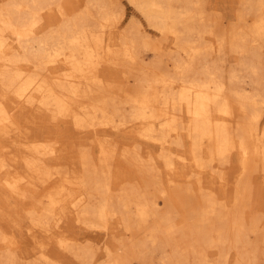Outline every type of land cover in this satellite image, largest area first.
I'll return each instance as SVG.
<instances>
[{"label": "bare ground", "instance_id": "1", "mask_svg": "<svg viewBox=\"0 0 264 264\" xmlns=\"http://www.w3.org/2000/svg\"><path fill=\"white\" fill-rule=\"evenodd\" d=\"M129 1L156 30L175 37L168 55L172 74L168 62L161 63L165 49L156 38L159 43L151 36L118 40L106 31L112 12L103 3L89 2L100 21L89 24L86 11L43 34L42 10L55 0L0 5V209L15 214L11 199L19 203L35 226L28 237L44 249V261L49 245L85 263L93 256L90 245L67 242L61 223L68 212L91 232L108 230L111 220L123 224L131 251L148 241L146 256L169 246L164 256L171 264L184 256L182 249L193 264H214L210 257L221 252L226 260V244L254 249L257 240L250 236L264 229V215L250 218L246 210L255 176L264 186V70L254 63L264 54V0H239L237 24H229L226 40L240 55L236 65L251 74L249 91L231 85L237 68L227 81L206 66L213 44L199 38L208 26L202 27L201 0H175L176 6L173 0ZM207 32L223 50L222 23L214 21ZM140 44L162 59L124 87L118 75L130 79L125 64L132 65ZM197 62L204 65L200 72ZM110 127L122 136L113 137ZM231 158L236 168L229 177L220 167ZM74 190L82 193L78 202ZM176 233L195 239L182 248ZM12 240L0 230V248L8 250ZM105 248L108 263L121 264Z\"/></svg>", "mask_w": 264, "mask_h": 264}, {"label": "rangeland", "instance_id": "2", "mask_svg": "<svg viewBox=\"0 0 264 264\" xmlns=\"http://www.w3.org/2000/svg\"><path fill=\"white\" fill-rule=\"evenodd\" d=\"M6 1L7 0H0V5ZM96 1L97 0H94V1H90V0H59L58 1V0H55L56 3H53L49 9L45 8L42 10L41 22L43 23L42 24L43 27L46 25L45 26L46 28L44 27L43 31L41 33L43 34L44 32H48V30L50 28L56 29L57 25L59 26L62 22H65L67 19L69 20V19H73V17L75 18V16L77 17L78 13H79L78 16H82L86 11L88 13H90V15H88L87 19H89V20L87 22L89 24H93L99 20V15L96 14V8H97L96 4L97 3H99V4L103 3L105 5V7L108 8V9L107 8L106 9L107 10L110 9V11L112 12V17H111V21H110L111 27L109 25V27L105 28L108 33L109 32H111L112 34L114 33L115 37L118 38V40H119V38L124 37L126 35L135 36L138 39H141L143 37L146 38L145 36H147V37L151 36L150 37L151 41H154V43L160 42L163 49H165L163 51L166 53V56H165V53L162 52L163 60L161 62L160 59H162V58L160 56L157 57V55L155 54L154 51H153L154 52L153 53L151 50L147 49V47L145 48V46H142V44H140L138 46L140 48H137V51H136L137 55H135L136 57L133 60V61H135V64L133 61H130V60H129L130 62H128V63H130V65L132 64L131 66H128L127 63L125 64V65H127V71H130V73H127V74H132L129 77L130 79L126 78L123 75H118V79L121 76V80L124 82L123 83L124 87L131 86L135 82L134 81L135 77H141V75H140L141 71L140 70H142L143 67L145 69H147L150 66H153V65L156 66V64L158 63L157 62L158 58H160L159 61L164 65H166V62H168V65H166L167 67H165V70L168 73L172 74L173 68L170 66L171 65L170 64L171 59L168 57V55L171 53L170 48L172 50L175 48L174 45H172V43L175 42V40H174L175 37L173 38L172 34L169 33V34L165 35V34H162L159 30H156V28L154 26H152V24H150V21L148 20V18L145 15H143V13L139 9H137L133 5V3H131L129 0H98L100 2H98V1L96 2ZM194 1L198 2L199 0H194ZM201 1H199V2H201L203 4V7H204V13L202 15L201 20H203L205 18L204 20L206 23L203 25L204 22L201 21V23L203 25L202 27L204 28L205 25L213 27L214 21H220L223 25V28H224V43H223L224 49L222 48L223 50H219L217 48L218 46L216 47L217 43H215L216 42L215 37L212 34L208 35L207 31L209 29H211L212 27L208 28V26H207L208 30L205 27L204 29L206 32H203L200 34L199 38H201V39L204 38L205 40H207V41L202 40V42H204V43L206 42V44H207V42L209 41L208 43L213 44L210 46L208 52H206L209 54V51H210V54H209L210 56L208 54H206L207 55L206 58L208 59V60L205 59L207 61L206 63L208 64V65L206 64V66H210L212 68L216 67V69H215L216 71L219 69L217 71V73L222 75L225 78V80H227V81H228L227 78H228L230 71L237 68V70H234V78H233L234 80L232 79L231 85H233L234 87L245 88V90L248 89V91H249L251 89V85H252L251 80H250L251 74L250 75L247 74V73H249V71L246 68L245 69L247 71L246 70L244 71V69L239 68V66L236 65V63L238 64L237 57H238V59H240L239 58L240 55L237 53H232L233 51L230 52L231 50L229 51L228 46L230 45V43H228L229 40H227L228 39V33H229L228 30H230L229 27L234 24V23L232 24V22H235L234 25L237 24L236 23L237 22V12L241 8V3H240V5H238L239 0H201ZM89 2H95L96 4L93 3L94 4V6H93V5L89 4ZM110 2H111V4H114V6L111 5ZM174 2L177 4V1L173 0V3H172L173 6H176V4ZM55 4H58V7ZM110 5L112 6V8ZM93 7H95V8H93ZM236 10H237V12H236ZM114 13H115V15H114ZM235 13H236V15H235ZM70 16H73V17L70 18ZM92 16H93V18H92ZM206 16H208V18ZM209 16L211 17L212 20L209 18ZM94 17L96 20H94ZM63 20H65V21H63ZM91 20H93V22ZM115 20H116V22H115ZM112 21L114 22V24L112 23ZM210 22H212V23H210ZM115 23H116V25H115ZM230 23L232 25H229ZM112 24H113V27H112ZM114 26H115V28H114ZM160 37H161V39H160ZM195 37H198V36H195ZM13 41H14V39H13ZM163 41H165V42H163ZM225 41H226V43H225ZM211 47L213 48V50H211ZM214 48H215V50H216V48H217V50H219V51H217V50L216 51L219 52L220 55L214 50ZM230 49H231V47H230ZM140 51H141V53H139ZM214 51H215V53H214ZM262 51H264V48H262ZM261 56H260L261 60H259L260 64H258L259 62L257 60H255L254 63H256L257 65H260V66L262 65L261 68H262V70H264V54L261 53ZM136 58H139V59H136ZM205 60L204 61L202 60L201 63L204 64ZM223 60H224V62H223ZM212 61H214V62H212ZM154 62L156 64H154ZM217 62L219 64V66H218ZM201 63L199 64L197 62L195 64L197 69L200 68V66L203 69L204 65H201ZM214 64H216L217 66ZM22 67H23V70L26 71V65H21L19 68H22ZM131 67L132 68L134 67V68L131 69ZM169 67H170V69H169ZM134 69H136L138 72L136 70L134 71ZM241 70L244 72H242ZM198 71L200 72L201 70L198 69ZM262 73H264V71H262ZM245 77H247V78H245ZM138 79H140V78H138ZM122 81H121V83H122ZM234 83L236 84V86L234 85ZM121 105H123V103H121ZM127 105L128 104H125V106H127ZM128 108L129 107H127L126 112L128 111ZM128 124H129V122H128ZM60 128L61 129L64 128L63 124H61ZM114 129L115 128H111V131H114V132H112L113 137H115V138L119 137L120 138L122 136V133H116L115 132L116 129L115 130ZM71 131L76 132L77 130L75 127H71ZM82 134L86 135V133H82ZM235 164H236L235 159L231 158L230 162H226V163L222 164L220 168H222V166H223V168H224L223 171L228 172V175L230 177L232 175V170H235V168H236L235 167L233 169ZM124 169H126V168H124ZM131 174H134V172ZM256 177L257 176H255V178H254V183L252 185L249 203L247 206L248 208L246 210L247 216L250 218L253 216H260V218H261L262 215H264V204H262V193H264V186H262V183H261L262 182V176L258 177L257 179H256ZM136 187H139V186L136 185ZM116 189H118V190H116L115 192L118 193L120 191L119 187H117ZM150 190H151V187H148L147 191L149 192ZM142 192H144L143 189H142ZM117 193H115V194H117ZM72 194L74 196V197H72V200L76 199L73 202H78V200L81 198L82 193L79 190H77V191L74 190L72 192ZM11 204H14L11 208H14L16 210L15 214L11 213L10 211L8 213V209L6 207L4 208V211L2 209H0V230L3 233H5L8 238L13 237L12 243L8 244L9 247L6 248L8 250H4L5 248H0V256H1L0 257V264H20V263L21 264H39V263L40 264H109L108 263L109 259H108V255H107L108 253H107V250L105 248L106 245H108L110 247L111 254L118 256L121 264H171L170 262H168L167 259H165V256H164V254L171 253V248L169 246L166 247L165 253H162L161 251H159V249L156 250L157 249L156 248L152 254L150 253L149 256H146V253L144 250L149 248L150 242L148 241L147 246L144 249L139 250L137 248V249H134L133 251H131L130 249H128L129 248V246H128V244H129V238H128L129 237L128 236L129 231L126 229V227L123 224H116V223H114L113 220H111V222L109 223L110 228L108 230L103 229V228L100 229V228L93 227V229H95V231H93L96 234L95 235L90 230L92 228H89L90 231H88L87 230L88 227H86L87 225L80 224V222H78L72 216L69 215L70 214L69 212L66 214L67 216L64 217L63 223H61L63 229L66 232L65 234L67 235L66 240H67V242H69L72 245H75V243L76 244L80 243L79 245H84V244L90 245V249L89 248L88 249L90 252H93L92 258L90 259L89 262L85 263L83 260H81L79 257H77L72 251L56 250L51 245H49L48 246L49 252H48V257H47L48 261H44L43 260L44 256H42V254L44 253L43 252L44 249H41V247H35L34 244L32 243V241L28 237V233L30 231H33V229H35V226H33L34 224H32L30 222V219L26 218V213H24V211H22L23 209L20 208L19 203L15 202L14 200L11 199ZM70 205H69V207H70ZM159 205H160L159 207L161 209L163 207L162 203H159ZM262 226H264V219H262V224L260 227L261 229L264 228ZM262 230H264V229H262ZM262 230L259 231V234L257 235L256 238H255V235L250 236V240H253V241L257 240V241H255L257 243V247H255L254 249H251L250 246L246 247V245H244L242 243L241 244L246 249L243 248L240 245V243H238L236 245L235 249L234 248L228 249L229 246H228V244H226L224 246V250H223L226 253L228 251L227 256L225 255L226 260H224V258H223L224 256H222V254H221L222 252L221 253L218 252L220 255L219 254L215 255L213 253V255L210 257V260L215 259L214 264H264V231H262ZM261 232H262V236L260 235ZM37 233L38 234L40 233V235H43V231L37 232ZM81 235H83V236L81 237ZM175 239H177V241L181 245V247L184 248V244H186V245L190 244L195 238H190V237H187V239L182 238V237H180L179 233H176ZM255 242H254V244H255ZM254 244H253V246H254ZM248 248L251 249V251L247 250ZM245 250L247 252H245ZM246 254H248V255H246ZM13 255H15V258L13 257ZM182 255H184V256L182 257ZM180 257H182V258H179V260H178V262H176V264H193V261H192L193 255L188 252V249H186V250L182 249ZM184 257H185V259H184ZM16 259H17V262H16ZM50 260H52L53 263L50 262ZM181 260H182V262H181ZM185 260L186 261L188 260V261L186 262ZM222 260H224L225 262L222 263Z\"/></svg>", "mask_w": 264, "mask_h": 264}]
</instances>
